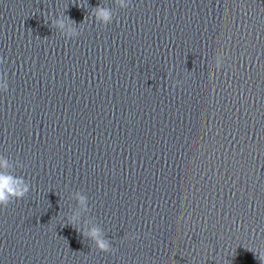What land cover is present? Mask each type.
I'll return each mask as SVG.
<instances>
[{"label":"water","instance_id":"95a60500","mask_svg":"<svg viewBox=\"0 0 264 264\" xmlns=\"http://www.w3.org/2000/svg\"><path fill=\"white\" fill-rule=\"evenodd\" d=\"M0 264H264V0H0Z\"/></svg>","mask_w":264,"mask_h":264}]
</instances>
